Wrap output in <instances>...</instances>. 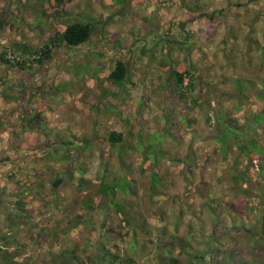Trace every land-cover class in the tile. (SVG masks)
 <instances>
[{
	"label": "rangeland",
	"instance_id": "rangeland-1",
	"mask_svg": "<svg viewBox=\"0 0 264 264\" xmlns=\"http://www.w3.org/2000/svg\"><path fill=\"white\" fill-rule=\"evenodd\" d=\"M51 2L0 0V50L39 44L64 22L89 16L101 22L85 43L61 47L40 68L4 71L0 264H74L94 253L97 239L110 251L155 264L149 239L156 238V227L190 236L213 264H264V167L247 166L241 155L236 161L237 145L223 159L215 137L220 116L238 127L248 123L247 136L264 146V120L253 122L255 113L264 114V0H120V7L114 0H62L58 8ZM189 7L217 12L211 19L195 17ZM168 32L183 44L160 53ZM117 59L131 65L121 87L106 79ZM162 64L196 70L203 107L192 106L189 97L179 100ZM29 119L32 126L24 131ZM111 130L121 132L122 144L107 141ZM150 142L161 156L143 164ZM127 168L134 192L117 193L116 200L137 203L149 231H136L132 251V230L120 222L109 196L94 203L99 181H112ZM152 168L166 187L150 198ZM244 168L253 184L257 180L251 197L231 179ZM57 176L63 181L54 188ZM212 197L213 209L205 205Z\"/></svg>",
	"mask_w": 264,
	"mask_h": 264
},
{
	"label": "trees",
	"instance_id": "trees-1",
	"mask_svg": "<svg viewBox=\"0 0 264 264\" xmlns=\"http://www.w3.org/2000/svg\"><path fill=\"white\" fill-rule=\"evenodd\" d=\"M62 0H54L55 4L51 2L52 7L58 8ZM70 0H68L69 2ZM115 3L120 7V0H114ZM20 3V1H19ZM198 8H191L189 10L195 12V17L207 16L208 19L212 18V14L217 11H213L211 14H207L203 11H198ZM56 10V9H55ZM120 10V8H118ZM58 12L55 11L54 14ZM219 12H221L219 10ZM52 17L50 16L49 19ZM194 20L193 17L188 19V21ZM100 20H93L92 17H88L84 21H68L59 25L55 30L48 31L45 33L44 38L39 44H30L28 42L13 43L9 45H3L0 50V67L2 68V73L0 74V86L6 84V69H18V70H29L37 69L43 66L46 62L50 61L54 54L61 48H72L77 47L85 43L91 36V34L100 27L98 25ZM106 21L103 22V24ZM1 25V24H0ZM180 28H183L185 22H181ZM170 32L167 33L164 40L162 41L161 46L159 47V52L167 51L172 48V44L181 46L183 41L174 39L171 37ZM190 36V33H189ZM188 34H186V38ZM155 48H157L155 46ZM152 55L155 53V49H150ZM142 53L144 50L142 49ZM261 55L264 61V47H261ZM165 70H167V80L172 83V88L176 96L181 101H186L189 97L192 106L203 107V102H198L197 94L195 93L198 88L199 76L197 72L191 65L185 67L182 65H177L174 67H167L165 64H162ZM131 65L129 61L117 59L114 62L113 68L106 74V79L116 85L122 86L124 82L129 78L131 72ZM242 89V88H241ZM243 91V89L241 90ZM3 97L7 98L8 95L5 90L1 91ZM204 120L209 122L210 117L204 115ZM264 120L263 113H255L253 116V122L255 125H258L261 121ZM31 119L27 120V125L23 127V130H26V127H31ZM216 123L221 127L219 129V134L215 135L217 141L220 145L221 157L223 159L227 158L229 152V147L232 145H237L239 149V154L236 156V161L240 159L239 155L243 156L246 160V165H255L259 168L264 167V146H262L254 136H247V129H252V126L245 124L243 127H238L228 120H221L220 116L217 117ZM107 141L113 145L116 143L124 142L121 132L111 130L108 133ZM66 142V141H64ZM70 143V141H69ZM86 143V142H85ZM64 144V143H63ZM156 143L150 142L148 145H145L146 152L144 153L143 164L147 162V157H150L156 164V161L160 158L161 155H157L156 152L159 150L155 149ZM123 147V145H121ZM143 147V146H142ZM155 150V151H153ZM122 149H120V155H122ZM161 153V152H160ZM260 155L259 158L262 161H259L256 156ZM105 177V174L103 175ZM231 179L234 186H239V190L246 195L251 197L256 194L255 187L257 180L255 179V184L252 183V180L249 177L248 169H239L232 173ZM63 181L61 176H57L53 180V187L57 188L58 185ZM135 180L131 177L130 170L127 168L124 170V173L115 177L112 181H105L102 178L99 181V187L96 190V199H94L95 206L98 204V200L102 196H109V204L116 212V215L120 219L122 224H125L129 230H132L128 249L134 250L137 243L136 231L141 230L145 233H148L147 224L143 222V216L141 217V212H135L138 204L132 202V199H129L128 202L124 203L122 200L117 201L116 195L120 193L123 196L133 194V185L132 182ZM166 178L158 173L156 168H152L149 174V185L148 192L149 197L154 196L157 192V189H164L166 186ZM238 183H240L238 185ZM260 198L262 197V204L264 205V195L261 193ZM216 197L209 198L208 201H205V205L213 209V203L216 202ZM93 202V200H92ZM93 205L89 204V208H93ZM158 232L156 238L153 239L150 237L149 242L154 248V258L156 259L155 264H183L182 257L184 258V264H213L212 255L207 258V251L195 248L191 245V238L184 240L182 237L175 235L174 233L168 232L164 227H156ZM260 232L264 234V224L262 223L259 227ZM147 236V235H146ZM143 245V244H142ZM178 250V251H176ZM70 253L73 252V249L69 250ZM74 264H141L136 260V257L129 255L126 252L124 255H120L117 252L110 251L102 239L96 240V250L93 254H88L82 258H75Z\"/></svg>",
	"mask_w": 264,
	"mask_h": 264
}]
</instances>
